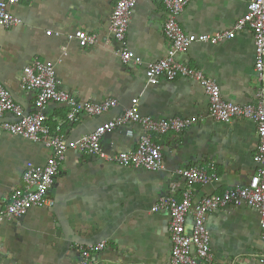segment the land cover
I'll return each mask as SVG.
<instances>
[{"label":"crops","instance_id":"crops-1","mask_svg":"<svg viewBox=\"0 0 264 264\" xmlns=\"http://www.w3.org/2000/svg\"><path fill=\"white\" fill-rule=\"evenodd\" d=\"M246 1L191 0L178 17L183 33L213 35L229 31L246 11ZM113 3L105 0H20L9 9L18 26L0 28V84L25 114L34 112V92L19 88L22 69L33 61L50 62L60 88L77 101L114 99L108 113L81 114L66 121V107L50 103L44 110L51 133L58 128L65 140H77L100 124L120 116L132 99L141 115L154 119L196 118L190 128L156 137L163 168L151 173L123 168L85 154L67 152L49 192L53 207L31 209L19 222L0 226V264H80L79 245L106 243L91 256L92 264H169L168 215L151 207L169 195V186L182 180L178 171L213 163L217 180L195 185L192 199L242 187L255 172L257 147L254 124L245 119L223 124L207 117L208 97L193 81L161 79L146 86L144 67L122 64L117 44L108 36ZM163 0H137L125 34V47L143 64L163 58L168 43L161 26ZM76 31L98 34L99 43L80 49ZM50 32V35H46ZM191 69L216 82L221 99L244 106L254 104L264 82L254 69L253 38L249 30L216 45L194 44L179 56ZM9 116L0 120L11 121ZM59 122L63 124L59 126ZM136 125L107 134L105 153L134 150L142 135ZM48 151L38 143L0 129V209L20 186L27 163H44ZM211 264H253L263 245L258 214L238 208L209 214Z\"/></svg>","mask_w":264,"mask_h":264},{"label":"built area","instance_id":"built-area-1","mask_svg":"<svg viewBox=\"0 0 264 264\" xmlns=\"http://www.w3.org/2000/svg\"><path fill=\"white\" fill-rule=\"evenodd\" d=\"M20 0H0V28L9 29L20 24L9 9ZM113 3L108 25V36L117 44V55L122 64L129 62L144 67L146 86H156L161 79L174 81L178 78L196 82L208 97L207 117L216 122L229 124L239 119L251 121L255 126L257 147L252 161L254 174L242 187L226 190L218 194L203 197L198 201L192 199L195 185L209 186L217 180L216 167L213 163L198 167L184 168L178 171L182 180L180 198L175 193L178 184L169 186V195L160 198L151 207V212H166L168 215V239L170 244L169 264H211L213 255L210 251V236L206 228L209 214L238 208L253 209L258 214L259 240L263 245L261 253L253 264H264V82L256 93L254 104L244 106L227 103L221 99L220 89L216 82L206 78L202 72L191 69L179 60L192 45H216L232 40L244 30H249L253 38L255 73L264 75V0L246 1V11L229 31L213 35H194L182 32L178 17L191 0H163L166 18L161 26L168 49L163 58L156 62L143 64L125 47V34L129 27L132 12L137 0H105ZM243 1V0H238ZM50 35V32H46ZM72 37L80 49H89L99 43V35L76 31ZM19 88L25 92H34V112L25 114L17 106L9 92L0 84V120L9 116L12 120L2 121L0 129L24 140L41 144L47 151L44 163L37 165L27 163L20 176V186L8 198L0 209V226L6 223L19 222L31 209L49 210L53 202L49 192L67 152L97 157L104 162L123 168L141 169L156 173L163 168L161 146L156 137L170 132L179 133L196 123V118L154 119L141 115L137 99L120 116L97 126L92 132L77 140L67 141L59 134V129L51 133L46 126L44 115L50 103L66 107V121L74 122L81 114L91 117L102 116L117 105L114 99L100 102L77 101L71 94L60 88L54 67L50 62L33 61L22 69ZM59 122V126L62 125ZM136 125L143 132L134 150L105 153L102 140L114 131L126 126ZM106 243L97 245H79L77 251L80 264H92L91 256L106 248Z\"/></svg>","mask_w":264,"mask_h":264},{"label":"trees","instance_id":"trees-1","mask_svg":"<svg viewBox=\"0 0 264 264\" xmlns=\"http://www.w3.org/2000/svg\"><path fill=\"white\" fill-rule=\"evenodd\" d=\"M60 173V172H59Z\"/></svg>","mask_w":264,"mask_h":264}]
</instances>
